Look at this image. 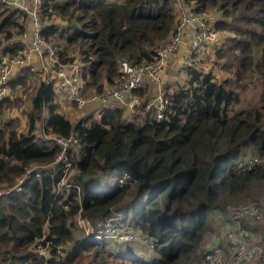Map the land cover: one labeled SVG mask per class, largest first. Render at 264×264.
<instances>
[{"label": "trees", "instance_id": "16d2710c", "mask_svg": "<svg viewBox=\"0 0 264 264\" xmlns=\"http://www.w3.org/2000/svg\"><path fill=\"white\" fill-rule=\"evenodd\" d=\"M192 1L197 10L221 11L225 18L216 19L214 27L235 33L227 36L226 49L217 52L236 65V79L220 83L219 104L201 108L194 97L197 85L167 88L169 104L165 116L157 119L145 109L147 101L140 96L147 89L140 86L129 92L141 99L136 106L139 113L143 111L140 120L129 118L128 108L114 99L96 102L103 105L101 110L91 107L72 120L60 103L78 102L68 98L67 87H57V77L42 75L26 113V132L16 127L14 118H0V180L9 183L31 163L55 161L60 146L36 133L38 121L44 122L46 131L73 132L79 138L72 156L78 171L73 186L56 192L62 172L55 164L44 169L41 178L29 179L22 190L0 195V264H205L207 253L216 246L228 253L225 238L210 248H203L202 242L213 228L216 211L222 214L230 202H243L263 192L264 162L240 172L235 165L248 154L264 158V0H39V11L43 35L56 46L59 59L80 61L82 93L90 88L100 93L122 81V61L137 65L153 61L177 30L180 3ZM28 18L0 0L4 52L13 55L24 49L18 35L30 27ZM250 71L260 81L258 101L240 105L237 87ZM34 73L20 67L10 84L25 83ZM204 75L197 79L201 94L210 78ZM221 87L232 96L225 97ZM7 104L18 101H0V113ZM89 106L93 104L79 107ZM109 170L117 173L114 182L108 181L114 187H92L87 181L88 177L96 181ZM123 171L133 179L120 186L117 178ZM127 208L132 213L130 222ZM80 209L92 221L124 213L135 238L86 234L76 222ZM246 222L264 254L263 227ZM41 242H49L47 256L36 250ZM255 262L264 264V255L251 264Z\"/></svg>", "mask_w": 264, "mask_h": 264}, {"label": "built area", "instance_id": "2783aa9c", "mask_svg": "<svg viewBox=\"0 0 264 264\" xmlns=\"http://www.w3.org/2000/svg\"><path fill=\"white\" fill-rule=\"evenodd\" d=\"M7 5L19 8L21 13L29 18L30 27L25 28L21 33L25 47L13 55L0 51V101L9 99L17 100L21 94L14 91L10 80L14 71L20 67L27 66L32 70L39 69L44 75L57 77L58 88H68V98L76 100L78 106H83L88 100H99L108 102L111 99L120 100L127 108L133 109L141 103L139 96L131 95L124 97V92L142 86L144 76L148 75L157 81L161 80L164 67L169 61L173 51L186 44L185 52L179 60L181 68L188 71L192 66L200 62L209 45L218 39L220 30L211 23V13L208 9L197 10L196 2L192 1L185 5L180 3L179 23L176 32L169 40L162 45L153 61L141 64H132L128 61L121 62L123 73L122 81L112 87L105 88L100 93H94L88 99L81 94V63L79 60L64 61L59 59L57 49L43 35V23L40 19L39 0H3ZM31 2V3H30ZM169 104V97L165 93L151 101L145 102V109L153 113L157 119L165 116V110ZM42 136L50 142L60 146L59 152L52 164H38L36 162L26 166L21 175L17 177L16 183L10 186H0V195L10 191H20L25 183L31 178H41L44 169L58 165L62 172L61 178L56 182V192L73 186L72 181L78 175L77 169L73 166L72 156L79 146V138L71 132L63 135L43 128L40 130ZM250 157V158H249ZM264 158L255 156H245L238 160L235 169L245 171L254 168ZM118 184L125 186L132 182L133 176L128 171H123L118 176ZM78 186V190H79ZM79 200L81 201L80 194ZM82 209V208H81ZM81 209L76 217L78 226L86 234L95 231L97 238H112L117 240L134 239L135 234L131 233L124 221L125 214L119 212L104 219L92 221L83 216ZM229 225L226 230V240L229 243L228 253L222 247L216 246L206 255L205 264H251L256 258L263 254V247L253 241V233L246 224L245 219L264 217V206L258 203L239 204L229 206ZM93 222H96L94 224ZM145 238L142 237L141 241ZM49 242L39 243L36 250L41 256L49 253Z\"/></svg>", "mask_w": 264, "mask_h": 264}, {"label": "rangeland", "instance_id": "374dc122", "mask_svg": "<svg viewBox=\"0 0 264 264\" xmlns=\"http://www.w3.org/2000/svg\"><path fill=\"white\" fill-rule=\"evenodd\" d=\"M31 3V2H30ZM179 6V5H177ZM7 7V6H6ZM10 8V7H8ZM12 9V8H10ZM209 12L211 13V23L214 26V23L216 21V19L218 18H225L222 14L221 11L215 9V8H209L208 9ZM179 12V11H178ZM232 18H228V20H231ZM223 30H220V33ZM226 36L223 35L222 37V41L221 42H217L214 43L212 42L209 45V51L205 54V57L198 63L194 64L193 69L195 71L192 72V74L190 75V79L184 77L185 74H182L180 77H177L176 72H180L179 69L176 70V66H173L170 70H169V74L167 76V78L164 81L165 85H175V87H179L181 85H186L189 84V86H198V90L195 92L194 97L195 99H197V104H201V108H208L213 106L214 104H219L220 103V98L219 96V92H220V83L223 82V80L225 79H230V80H235L236 79V65L235 62L232 61L231 59H228V57L225 55L223 57H219L217 52L220 50H224L226 49V47L229 44V41H227V36H233L235 33L229 30H225ZM223 34V33H221ZM20 34L18 35V38H20ZM1 38V36H0ZM7 41H4V45L7 44ZM56 47V46H55ZM3 45L0 46V51L2 50ZM4 52V51H3ZM227 64V66H226ZM30 71L35 72L33 75H31L29 78H27L25 83H21L20 84H14L11 85L12 89L16 92H18L19 94H21V97H19L16 102L18 101V104L16 105H4V109L2 110V112L0 113V118H2V120L7 121L10 118H14L15 119V125L16 127L23 132H26L27 130V123H26V113H28V110H30L31 108V96L33 95L34 92V88L35 86L38 85V83L41 81L42 79V75L44 76V74L40 71L36 72L35 70L30 69ZM21 72V71H20ZM19 72V73H20ZM22 73V72H21ZM200 73H202L204 75L205 74H209L210 78H206L205 82H204V86L206 87V90L204 93L201 94V87L202 85L197 82V79L200 75ZM176 76H175V75ZM18 76H20L21 74H17ZM206 76V75H204ZM212 76V77H211ZM247 78L243 79L241 81V83L238 85L237 90L239 91V96L241 99V103L240 105H245L247 104V102H249L248 100H252V102L256 103L258 101V92L261 89V85H260V81L257 78L256 73H253L252 71L247 73ZM177 77V78H176ZM186 78V79H184ZM194 80H191V79ZM163 84V86H165ZM107 88V87H106ZM222 89H224V87H221ZM157 91V87L155 86V92ZM165 91H163L164 93ZM222 92L224 93V96L227 98H230L232 96V92H228L225 89L222 90ZM82 93V90H81ZM94 93H97L94 88H90V89H86L84 93H82V96L86 99H88L90 96H92ZM131 96V95H130ZM133 96V95H132ZM137 96V95H136ZM156 94L153 93H149L148 90L145 91L144 96H140L142 100L144 101H151L156 99ZM61 105H64V107H62V109L65 108H69L70 111L75 113V117L77 120L78 118H80L83 114L87 113L88 109H90L92 106H89L87 108H81L76 104H69V103H60ZM94 104V103H91ZM100 107L99 105H96V108ZM139 110H141L140 108H133L131 109V111L128 113V115L130 116L129 118H134L133 116H137L138 119L140 120L141 116H142V112L141 111L139 113ZM196 107L192 108V114L195 112ZM71 118L73 116H70ZM44 126V122L41 123V121L37 122V129H36V133L38 135H42L41 134V129ZM248 156H253L248 154ZM256 157V156H255ZM250 158V157H249ZM264 162V160L262 161V163ZM261 163V162H260ZM117 173L114 171H103L99 177L100 179L94 181V179L91 177L87 178V181L91 184L92 187H97V188H105V189H109L114 187V184H109V180L112 179L114 182V179L116 178ZM17 178L15 179L14 182L9 183L3 180H0V186H10L16 183ZM262 194L254 197L248 196L243 202H230L228 204V206L225 208V210H223V213L221 214L219 211H216L215 214L213 215V219L211 222H213V228L210 229V231H208L203 239L202 242V247L206 248L210 242H214L213 240V235H214V228H218L219 230V235L223 236V230H224V225L225 222H228L227 218L230 219V213H229V206H235V205H239L240 204H248V203H258V204H262L264 206V186H263V190H262ZM259 199V201H257ZM127 213H128V218L127 221L130 222L131 221V210H129L128 208L126 209ZM226 216V217H225ZM247 220H251V222H255L253 224V226H262L263 230H264V217H255V218H250V219H245V222ZM261 233V234H260ZM259 234L261 235V237L263 238V234L261 231H259ZM224 250V249H223ZM259 261V260H258ZM256 264V262H255Z\"/></svg>", "mask_w": 264, "mask_h": 264}, {"label": "crops", "instance_id": "0c3cea01", "mask_svg": "<svg viewBox=\"0 0 264 264\" xmlns=\"http://www.w3.org/2000/svg\"><path fill=\"white\" fill-rule=\"evenodd\" d=\"M221 33H223V34H221ZM220 34H219V36H218V39L217 40H215L214 41V43H219V42H221L222 41V37H223V35H225L226 36V31L225 30H223L222 32H221ZM185 47H186V44H184L182 47H181V49H180V51H179V53H177V54H172L171 53V55H170V57H169V61H168V63H167V65L164 67V69H163V71H162V75H161V80L160 81H157L156 79H154V78H152V77H150V76H148V75H145L144 76V81H143V83H142V86H145V88L149 91V93H155L156 94V98L159 96V94H161V93H163V91H166V89L167 88H169V90L170 91H172L173 89H175L176 87H175V85H165L164 84V81H165V79L167 78V76H168V74H169V70L173 67V66H176V70L177 69H179V71L180 72H176V75H177V77H180L182 74H185L184 75V77H186V78H189V75H188V71H185L183 68H181V66H180V63H179V60L181 59V57H182V55L184 54V52H185ZM209 51V48L207 49V51H206V53ZM205 57V56H204ZM175 75V74H174ZM175 75V76H176ZM176 77V78H177ZM186 78H184V79H186ZM163 84L165 85V86H163ZM106 86H111V85H106ZM155 86L157 87V91L155 92ZM165 93V92H164ZM128 96H130L129 95V92H124V97L126 98V97H128ZM112 101H116L117 103H121L120 102V100H118V99H114V100H112ZM94 103L93 104V108H96V105L97 104H99V103H96V102H100L99 100H88L87 101V103ZM100 106V110H101V106H103L102 104H100L99 105ZM62 110V109H61ZM99 110V111H100ZM64 111L66 112V114H67V116H73L72 117V120H75L76 119V117H75V113L74 112H72V111H70L69 110V108L67 107V108H65L64 109ZM131 111V109H126V114H127V116L128 117H130L129 115H128V113ZM130 114V113H129ZM71 118V117H70ZM227 225H228V223H225V225H224V230H223V236H220L219 235V230H218V228H214L213 230H214V235H213V240L212 241H214V242H210L209 243V245L206 247V248H210L211 246H213V245H215V243L218 241V239H221V238H225L226 239V235H225V233H226V230H227ZM208 231H210V229L208 230ZM207 231V232H208ZM206 232V233H207ZM206 235V234H205ZM227 241V240H226Z\"/></svg>", "mask_w": 264, "mask_h": 264}]
</instances>
